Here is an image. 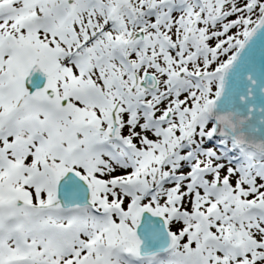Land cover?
I'll use <instances>...</instances> for the list:
<instances>
[{"label": "snow or ice", "instance_id": "obj_1", "mask_svg": "<svg viewBox=\"0 0 264 264\" xmlns=\"http://www.w3.org/2000/svg\"><path fill=\"white\" fill-rule=\"evenodd\" d=\"M0 264H264V0H0Z\"/></svg>", "mask_w": 264, "mask_h": 264}]
</instances>
